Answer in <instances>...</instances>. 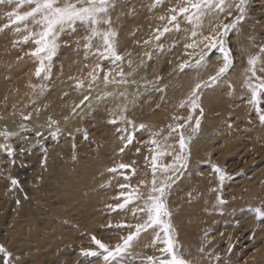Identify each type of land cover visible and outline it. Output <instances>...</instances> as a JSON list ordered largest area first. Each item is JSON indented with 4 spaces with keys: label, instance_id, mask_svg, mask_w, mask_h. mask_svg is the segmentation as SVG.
Listing matches in <instances>:
<instances>
[{
    "label": "rangeland",
    "instance_id": "obj_1",
    "mask_svg": "<svg viewBox=\"0 0 264 264\" xmlns=\"http://www.w3.org/2000/svg\"><path fill=\"white\" fill-rule=\"evenodd\" d=\"M164 1L166 2L164 12L167 14L172 8L170 5L190 8L192 2V0ZM60 2L63 3L64 0ZM68 2L76 3V0ZM112 3L109 6L117 8V11H113L109 17H104L110 19L111 23L95 25L97 33L95 35H102L110 29L115 33L113 41L124 37L130 45L138 44L140 48L136 50V55L149 56V63L152 66L149 78L142 80L143 82L139 80H130L123 84L120 82L122 87H115L113 92L109 93L112 96L105 95L98 100L96 108L85 111L75 122L62 127L55 125L44 132H38L39 128L43 127L39 123L34 124L31 119H24L34 111L37 103L24 104L23 111L25 110L26 115H21L23 119H14L13 123L35 129L38 137L29 141L30 143L3 146L1 140L4 136L0 134V145L3 146L0 147V246L5 250L0 252V264H106L103 259L105 253L92 238L100 240L110 250H115L117 246L124 244L130 234L136 232L137 225L144 224L147 220L146 213L134 214L133 209L146 206L152 188L153 157H156L158 166L174 164L175 157L180 154L178 143L180 132L188 138L184 149L186 160L181 161L186 163L187 167L179 168L177 164L179 168L177 173L171 170L165 172L162 167H158L155 173L158 186L165 182L168 176L173 178L164 197L170 215L163 217V220L170 224L173 230L171 235L176 242V254L189 264H264V120L260 119V116L264 115V91L257 89L259 110L250 103L252 88L264 78V52L260 51L264 47V0H246L242 18L238 20L240 13L237 12L235 5L239 0H226L223 13L212 10L208 12V16L206 14L205 25L209 31L201 33L198 38L197 35L196 38L190 36L188 38V44H192L190 48L182 47L178 34H174L173 40L169 41L167 35L164 33L161 35L158 28L152 25V21L160 16L156 12L159 6L157 0H112ZM31 7L34 5L27 4L18 9L15 4L0 5V28L7 31H0V37L5 38L3 35L7 34L13 36L22 32L24 28L41 31V26L34 23L31 18L12 24L11 20L14 17L10 19L7 15L14 9L24 13ZM216 17L218 19H215ZM234 20L235 26L222 37L213 31L220 22L231 23ZM6 24L11 27L4 28ZM177 24L179 30L189 24L187 14L179 13V18L171 22L168 29L177 33L179 31L176 28ZM17 28L20 31H16ZM78 33L93 35V26L78 21L66 27L60 36L67 44L77 42L78 48L84 49L85 43H79L77 40V36L80 37ZM25 34L30 33L26 32L23 36L21 34L22 37L19 36L12 47H22L26 49V55L32 57L30 53L34 50L28 49L32 47L29 42H32L33 38L28 37L27 41H23ZM204 37L215 39L216 47L212 48ZM221 39L224 51L230 52L231 63L229 69L215 83H211L209 77L215 76L224 65V51H221L219 43ZM159 51L166 53L161 55ZM171 51L178 55L172 57L174 54ZM21 56L22 54H19L18 58H23ZM252 57H259L255 65V76L249 71L248 60ZM39 61L40 59L36 60L34 65L26 64L23 69L20 68L22 72L19 68L13 67L7 70L6 74L0 73V111L3 108L5 113L13 110L10 105L4 107L2 99L4 95L24 100L23 97L26 98L33 90L30 85L27 87L29 79L26 75L30 71L36 72L40 67L36 62ZM104 61L103 58L102 63ZM185 62L191 67H185L182 71L180 65ZM55 63L56 60L53 64ZM206 64L208 68H204L205 70L200 68L207 67ZM55 65L56 69L61 67ZM112 71L114 72V69ZM169 71H175V81L185 79L184 85L179 87L178 83L172 93L164 92L167 80L163 75H167ZM16 80L22 83L19 86L21 93H18L17 86L13 83ZM202 82H208V86L198 90L199 106L193 110L189 102L191 93L195 86ZM13 90L17 92L14 93ZM118 94H121L123 99L119 108L122 109L125 119L123 117L121 119L129 121L127 128L118 126L119 121L114 117L108 119V114L115 112L112 102L119 96ZM110 97H113L112 100ZM170 97L173 101H170ZM87 98V96L82 98L73 110L76 111ZM208 99L219 100L223 107L215 114L208 115L210 120L206 122L218 126L217 129L211 130L210 134L205 129L203 132L200 130L202 123L205 122L204 111L201 113L204 109L201 107ZM23 100L21 104L25 103ZM104 101L105 105H97ZM40 107L43 108L42 105ZM197 117L199 127L194 132L192 129L196 125ZM217 117L219 119L215 120ZM51 122L55 124V121ZM49 123L50 120L46 122L47 125ZM180 124L184 127L176 132L172 131ZM103 127H110L112 139L118 140L122 147L114 151L121 156L128 158L131 156L129 160L131 166L129 164L130 167L126 169L124 179L134 178L135 170L141 175L138 185L136 181L130 182L125 193L136 190L141 198L123 209L116 207L123 203V195L110 199L105 195L108 182L104 177L95 183L101 174V167L95 173L98 163L103 165L101 158L92 157V163H97L98 160L101 162L89 168L86 165L89 162L84 158L86 154H83L96 153L103 148L99 141L102 133L100 129ZM129 137L132 138L131 143L128 142ZM190 144L203 152L207 162L201 164L199 159L191 165L188 164ZM61 146L67 148L56 152ZM78 149L83 151L80 159L73 160L71 164V176L76 177L75 183H69L73 177L69 178V175L57 173L56 170L45 176L44 172L46 166L51 164L49 159L52 158V154H56L57 157L60 155L59 159L63 157L60 159L61 164L58 165L60 168L65 157L71 154L70 150ZM108 159L111 160L110 157ZM223 159L225 161L222 165L220 161ZM116 161H112L115 163L113 169L116 167ZM74 163L77 167L73 166ZM51 167L56 169L53 164ZM216 169H219V172ZM79 170L84 173L88 170V175L94 174L85 178ZM202 172H209L207 183L210 185V196L205 202H211L212 207L207 210L204 208L207 216L201 214L198 217L194 216L198 213L195 212L192 199L188 197V190L182 188L185 183H193L195 186L194 181L202 176ZM220 176L224 177L222 181ZM13 179L17 180L18 184L13 185L11 183ZM100 183L105 185L102 189H98ZM121 185L115 189L122 188ZM93 189L98 190L93 193ZM217 197H221L224 203H219ZM49 200L52 203L58 200L61 204H52L53 209L50 210L46 206ZM108 200L109 204L106 203ZM91 201L96 202L97 208L93 210L87 208ZM66 218H70L69 222L65 221ZM208 220L210 224L205 226ZM185 231L194 240L193 246L185 243L188 240ZM164 239L162 226L142 230L139 235L134 236L122 255L111 259L107 264H153V261L159 264L160 260L168 258L167 253L161 251L165 247ZM84 252H96L97 255H83ZM149 257H152L153 261H150Z\"/></svg>",
    "mask_w": 264,
    "mask_h": 264
},
{
    "label": "bare ground",
    "instance_id": "obj_2",
    "mask_svg": "<svg viewBox=\"0 0 264 264\" xmlns=\"http://www.w3.org/2000/svg\"><path fill=\"white\" fill-rule=\"evenodd\" d=\"M71 1L74 2L75 0H71ZM165 4H166V2L164 0H161V2H159V4H158L159 5L158 8H156V12L161 17H164V19H161V17L159 16L157 20L154 19L152 21V25L157 27L158 31H160V33H164V35H167L169 37L168 38L169 41L173 40L172 37L174 34L175 35L178 34L180 36L179 38L181 39L182 47H183L186 44H188V40H189L188 38H190V36H192L193 31H195L197 33V38L199 35H201V33H205L207 31H209L205 25L206 24L205 22L207 21V16L209 14V13H207V16L205 15L202 17V21L200 24H197L196 21L194 20L193 23L187 24L183 29H180L177 33L174 30L172 31L170 29H169V31L164 32V28L165 27L168 28V26L170 24L169 23V17L170 16L176 15V17L179 18V8H180L178 5H175V6L170 5V7H172V8L170 9V11L167 14V12L166 13L164 12V9H166ZM26 5L27 4H24V6H26ZM173 9H176L175 13L172 11ZM118 10L120 11L119 7H118ZM113 11L116 12L117 8L109 6L108 13L105 17L111 16L112 13H114ZM18 12L20 14H23L20 11H18ZM10 27H11V25H10ZM3 32H7V31H3ZM26 32H29L30 34H25L24 37L22 38V40L25 41V37H29V39H31V37H32L33 41L29 42V45L32 47L28 50H35V48L37 47V45L35 43V39H37L38 37H36L34 34L39 32L35 29L24 28L23 31L18 32V34H15L17 32L13 33V34H15L13 36L10 34H7V35H3V36H6L5 38L0 37V43H3V45H0V73L1 74H6L7 70H9L13 67L14 68L17 67L20 70V68H22L26 64L27 65L28 64L34 65L35 61L36 60L38 61L39 58L33 57V56L29 57V55H26V52H27V51H25L26 49H23L22 47H16V46L12 47L13 43L16 42L17 38L19 36H20L19 38H21L23 36V34ZM21 34H22V36H21ZM79 35H80V37L77 36L78 42L90 44L89 48L80 49L77 46V42H75V43L71 42V44L70 43L67 44L66 41L63 40L60 35L58 36L57 43L59 46L56 49V54L52 57L51 61L44 60V64L50 65V68H51L50 73H47V75H48L47 79H45L46 74L43 71L41 72V75L39 77L35 74L36 72L30 71L29 73H27L26 76L29 79L27 87L30 85L33 90L28 94V96L26 98L23 97L25 100V103L23 102V104H21L22 103L21 100H23V99H17V98L15 99L14 96H13V98L12 97L8 98V97H6V95H4L5 97L2 98V99H4L3 100L4 107L6 105H10L13 107V110L10 113H5V108L1 109V111H0V134L1 135H3V133L8 134V135H3L4 137H2L1 144H3V146H4V144H6V146L7 145L13 146L16 144L17 145L18 144H20V145L25 144L31 140L33 141V139H35V137H38L37 133L40 131H42V132L47 131L50 128H54L55 125L56 126L59 125L62 127L65 124L67 125V124H70L72 122H75V120L80 115L82 116V114L85 111H87L91 108H92V110H93V108H96L95 105L98 102V100L105 97V95L108 96L109 93L111 94V92H113L112 90L115 87H122L121 85L123 83L128 82L130 80L142 81L145 79L147 80L149 78L148 74L152 68L151 64L149 63V56L136 55V50H138L140 48L138 44L137 45H135V44L130 45L129 42L127 43V39L124 37L118 39L117 41H113L111 38L110 42L112 43L115 52L122 58L120 60L113 61V59H111V58L105 59L104 55H102V54H106V45L104 44L103 35H95L94 36V35H92V33L86 34V35H84V34H79ZM86 37H91V40L86 39ZM2 38H4V39H2ZM195 38H196V36H195ZM18 52H20V53H18ZM159 52L161 53V55L166 53V51H163V52L159 51ZM172 53L174 54V56L172 55V57H175L178 55L176 52L175 53L172 52ZM19 54H22L23 58H18ZM103 58L106 61V62L104 61V63H106L105 66L102 65V64H104V63H102ZM55 60H56L55 64H57V66L61 65L60 68L56 69V67H55L56 65L53 64L55 62ZM36 64H38L40 66V61L36 62ZM97 65H99L100 67L98 68ZM200 68H203V69L208 68V65H207V67L204 66V67H200ZM24 69H25V67H24ZM112 69H114V72L112 71ZM89 73H92L93 75H95L96 79L93 80L92 76H90ZM163 73H165V72H163ZM197 73L195 75H197ZM105 74H107L108 82H105V79H104ZM175 74H176L175 71H172V72L169 71L167 73V75H163V76H165L164 79L167 80V85L164 89V92L170 91V93H172V90L174 89V87L177 86L178 83H179V87H182L184 85L183 83H185V79H181L180 81H175L174 80ZM185 76H184V78H185ZM203 76H204V74H203ZM188 80H186V81H188ZM120 82L122 84H119ZM13 83L16 84L17 89H18V93L19 92L21 93L22 90L19 91L21 89V88H19V86H21L22 83H19L18 80L14 81ZM187 83L188 82H186V84ZM12 87H14V86H12ZM25 90H26V88H24V92H25ZM13 92H14V90H13ZM15 92H17V91H15ZM26 95H27V93H26ZM118 95H119L118 97L116 96L117 98L113 99V102L111 101L113 103V106L112 105L111 106L115 109V112H113V113L111 112L109 114L107 113L109 115L108 119H112V117H114L115 119H118V121H119V122H117L118 126H122L124 128H127L129 126V124H128L129 121L128 120H126V121L122 120L124 118V114L122 113V109L119 107L122 105L123 99H122V96H120L121 94H118ZM20 96H21V94H20ZM86 96L88 98L85 101V103L83 105H80V107H78V109L76 111H74L73 109L75 108L76 104L82 98H84ZM109 96H112V95H109ZM170 96H172V95H170ZM112 98L113 97H110L111 100H112ZM170 101H173V100H171V97H170ZM35 102L37 103L36 104L37 106L34 109V111L31 114H29V117L31 116L29 119H31L34 124L39 123L40 125L43 126L42 128H39L40 130L38 132L35 129L27 128V127H23V126H17L15 123H13L14 119H23V117H21V115L22 116L26 115L24 112L25 110L23 111L24 104L28 105V104L35 103ZM105 104H106V102L104 101V102H102V104L98 103L97 105L102 106ZM41 105L43 106V108L40 107L41 108L40 109L39 106H41ZM98 108H100V107H98ZM201 108L204 109L202 111H204L203 117H204V121H205L204 123L205 124L202 123L200 130H202V132H203L205 129V131L208 134H210L211 130L217 129L218 126H214V123H212V122L207 123L210 120L208 118V115L212 114V113L215 114L217 112V110H220L223 107H221V103L219 102V100L214 101L212 99L211 100L208 99L207 101H205V104H203ZM102 109H104V108H102ZM100 110H101V108H100ZM99 111H97V112L99 113ZM107 111L109 112V109ZM101 112H102V110H101ZM217 119H219V118L217 117L215 120H217ZM49 120H50V123L47 125L46 122ZM194 120H195V118H193V121ZM51 121H55V124ZM220 128H219V130H220ZM100 131H102V133H100L99 141L102 143L103 148L101 150L96 151V153L85 152L83 154H86V156L84 158H86L87 161L89 162V163H86V165L89 168H91L92 166H94L98 162L103 161V165L98 163L99 166L97 169H95L96 170L95 173L101 167L102 169L100 172H101V174H104V175L102 176L100 174L101 177L99 176V178L95 181V183L97 184L104 177V180H106L108 182V189H107V192L105 195H107L108 199H110L113 196H119V195H122V193L125 194L127 192V187L115 189L116 187H118V185L126 184L128 186V184L132 181H136V183L138 185V182L140 181L141 175L138 172V170H135V172L133 174L134 178H132L131 180H128V178L124 179L125 175L127 174L125 172L126 169H120L119 165L120 164H126V165L130 164V166H131V163L129 161L130 157H131L129 155L130 153L128 154L129 155V158H128L127 156L126 157L121 156L118 152L114 151L115 149L120 150L122 147L120 146V143L118 140L112 139L113 136L110 135L111 131H112L110 129V127L109 128L103 127L102 129H100ZM214 136H216V135H214ZM73 139H71V140H73ZM90 143H92V141ZM69 144H71V143H69ZM218 147L220 149V146H218ZM65 148H67V146L58 147L56 152L58 150L62 151V149H65ZM214 149H216V148L214 147ZM87 150H89V149H87ZM188 150H189V148H188ZM82 152L83 151L80 149L73 150V151L70 150L71 154H69V155H67V157H65L66 159L60 168H58V165L61 164L60 159H62L63 157L59 159L60 155H58V157H57L56 154H52V158L49 160L51 161V164H53V166L56 167V169L52 168L51 164L47 165L46 166V172H44L45 176H49L50 174H52V172L54 170H56L57 173H62L65 176L69 175V178L73 177L69 183L70 184L75 183L76 177L73 175L71 176V174H72L71 164H72L73 160H75V159L79 160L80 159V155L82 154ZM185 153H186V150H184V153H183L184 157L186 156ZM188 153H189V156H188L187 160H188L189 165L193 164V162L195 160L199 161V159H201V162H199L201 164L207 162V160L205 159V156L203 155V152L201 150H199L198 147L197 148L193 147L190 144V151ZM92 157L101 158V161L98 160L97 163H95V162L92 163V161H93ZM109 157L111 160L108 159ZM135 158L137 159L136 156H135ZM114 160H117L116 161V167L114 168V169H116V171H110V169H113V167H112L113 164H115V163H112V161H114ZM96 161H97V159H96ZM224 161H225V159L220 161V163H222V165H223ZM73 166L77 167L75 165V163L73 164ZM87 172H88V170L86 171V173L82 172V170H79V173H81L82 175L84 174L85 178L91 177L94 174V173H91L88 175ZM190 172L192 173L193 171H190ZM190 172H189V176H191ZM208 176H209V172H206V173L202 172V176L200 178H197L196 181H194V183H196L195 186L193 185V183H185L183 188H182V189L188 190V193H189L188 197L190 199H192V202L194 203L193 206L195 208V212L198 213V215L196 214L194 216L200 217L201 214L204 216H207V213L205 212L204 208H206V210H207V208L212 207L210 205V204H212L211 202H209V201L205 202L206 198L208 196H210V191H209L210 185H209V183H207L209 181ZM121 177H123V178H121ZM96 184H94L95 187H96ZM103 184L104 183H100V186L98 187V189L99 188L102 189V187L105 186ZM98 189H93V193H96L95 191H97ZM53 192L55 193V191H53ZM207 193H209V194L207 195ZM109 201L110 200H108L106 203L109 204ZM54 203H56L57 205L61 204V202L58 200L53 202V203L51 202V200H49V201H47L46 206L50 210H52L53 209L52 204H54ZM89 204L90 205L87 208L92 209V210H93V208L95 209L98 206L95 201H91ZM68 220H70V218H66L65 221H68ZM211 221H212V219H211ZM209 224L210 223L208 220L207 225L205 224V226H208ZM187 234H188L187 231H185V235L188 239V240H186L185 243L193 246L194 240H192V237L187 235ZM191 249H193V248H191Z\"/></svg>",
    "mask_w": 264,
    "mask_h": 264
},
{
    "label": "snow or ice",
    "instance_id": "obj_3",
    "mask_svg": "<svg viewBox=\"0 0 264 264\" xmlns=\"http://www.w3.org/2000/svg\"><path fill=\"white\" fill-rule=\"evenodd\" d=\"M161 2V0H157V3ZM225 2L226 0H192L191 6L189 7H180L179 13L180 14H187L188 16V22L193 23L195 20L197 24H200L202 21V17L205 16L208 12L212 10H217L219 13H223L225 11ZM110 3H112V0H76V3H70L68 0H64L63 3L60 2V0H0V5L8 4L12 5L15 4L16 8H20L24 4L28 5H34V7H31V9L27 12H24L23 14H20L15 9L11 12H8L7 15L11 19L14 17V19L11 20L12 24H18L20 22L26 21L29 18L32 19V21L38 25L41 26V31L38 33H35L34 35L38 37L35 39V43L37 47L34 51L30 53L33 57H37L40 59V67L36 69V75L39 77L41 75V72H45V79L48 78L47 73H50L51 68L50 65H45L44 60L51 61L52 57L56 54V49L58 48L57 38L60 35L61 32L64 31L66 27H69L71 25H74L76 22L80 23H88L91 26H93V35L97 34L95 25H98L100 23L104 24H110V19L104 18L108 13V8ZM246 3V0H239V3L235 5V8L238 13H240V16L237 17L238 19L242 18V14L244 12V5ZM79 5V6H78ZM112 6H114V3H112ZM174 13L176 12V9L172 10ZM229 15H231V12H229ZM176 15H172L169 17V23L176 20ZM161 19H164V17H161ZM215 19H218L216 17ZM236 21H232L231 23H223L220 22L217 26V28H214L213 31L217 32V34L222 37L229 29L233 28L235 26ZM10 27V25H4V28ZM177 30H179V25H176ZM0 31H3V28H0ZM16 31H20L19 28L16 29ZM169 31L167 27L164 28V32ZM104 44L106 45V54L104 55L105 59L111 58L113 61L122 59L114 50V47L112 45L111 38L115 36V33L111 31L110 29L104 33H102ZM163 35V33H161ZM197 33L195 31L192 32V36L195 37ZM28 37H25V40L27 41ZM86 39L91 40V37H86ZM159 39V36L157 37ZM205 40L209 41V45L212 48L216 47L217 41L211 37H204ZM221 46V51H224L223 48V40L221 39L219 41ZM84 47L87 49L90 47V44L86 43ZM186 48L192 47V44H186ZM261 52H264V47L260 49ZM230 52L224 51V65L221 67L215 76L209 77V82L215 83L228 69L230 66V60H229ZM42 57V58H41ZM203 59V58H202ZM259 57H252L248 60V64L250 65L249 71L252 72V75L255 76L256 70L255 65L258 61ZM199 64V62H197ZM99 68L100 66L97 65ZM185 67H191V65H188L186 62L180 65V69L183 71ZM90 76H92L93 80L96 79V76L92 73H89ZM105 82H108L107 74H105ZM208 82H202L201 84H197L195 88L192 90L190 103L192 105L193 110H195L198 105V90L201 87H207ZM264 91V78L260 80V83L252 88L251 91V100L250 103L259 110V98H258V91ZM183 106V105H181ZM202 113V110H201ZM29 116H25L24 119H29ZM189 119H192V117H189ZM261 120H264V115L260 116ZM184 125L180 124L177 125L176 128H173L172 131L176 132L179 129L183 128ZM199 127V117L196 118V125L193 127V131H197ZM3 135H8L7 133H3ZM187 139L182 132L179 133V150L180 154L175 157V163L174 164H168L163 166H158L156 164V157H153V163H152V171H153V181H152V188L151 193L148 196V199L146 201V206L144 208H134L133 213L136 212H145L147 215V220L142 225L136 226V232L132 233L128 236L127 240L124 241V244L122 246H117L115 250H110L105 244H103L100 240H97L95 237H93V242L105 253L103 256V259L105 260L106 264L111 259H114L117 256L122 255L127 247L129 246L130 241L134 238V236L139 235L140 231L144 230L146 231L148 228H153L154 226H162L165 239L163 241L165 247L161 249L162 252L167 253V257L165 259H162L159 261V264H189L188 261L184 260L183 258L179 257L176 254V242L174 241L171 233L172 229L170 224L166 223L163 220V217L169 216L170 213L168 212L166 205L164 203V197L167 189L171 186L172 182V176H168L166 178V181L161 183L159 186L157 185L156 179H155V173L157 171L158 167H162L163 171L168 172L171 170L173 173H177L179 171V168H185L187 167L186 163H181L182 160H186V157H184V149L186 147ZM128 142H132V138H128ZM155 143V141H153ZM0 147H3L0 145ZM170 154V153H169ZM177 164L179 165V168H177ZM130 166L126 164H120V169H128ZM110 171H116V169H110ZM217 172H219V169H216ZM224 179L223 176H220V180L222 181ZM11 183L13 185L18 184V181L13 179L11 180ZM122 188L128 187L127 185H121ZM124 200L122 204H118L116 207L119 209L125 208L130 203L134 202L137 199H140V194L133 190V192L128 194H123ZM219 203H224L223 199L221 197H217ZM258 215H261L258 213ZM2 246H0V252H4ZM83 255L88 256H96V252H84ZM150 261H153L152 257H149ZM153 264H155V261H153Z\"/></svg>",
    "mask_w": 264,
    "mask_h": 264
}]
</instances>
